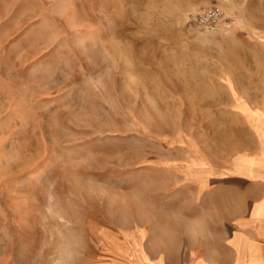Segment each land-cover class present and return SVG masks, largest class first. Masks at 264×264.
<instances>
[{
	"label": "rangeland",
	"instance_id": "rangeland-1",
	"mask_svg": "<svg viewBox=\"0 0 264 264\" xmlns=\"http://www.w3.org/2000/svg\"><path fill=\"white\" fill-rule=\"evenodd\" d=\"M261 136L264 0H0V264H182Z\"/></svg>",
	"mask_w": 264,
	"mask_h": 264
},
{
	"label": "crops",
	"instance_id": "crops-1",
	"mask_svg": "<svg viewBox=\"0 0 264 264\" xmlns=\"http://www.w3.org/2000/svg\"><path fill=\"white\" fill-rule=\"evenodd\" d=\"M227 175L226 194H222L223 188L221 193L219 187L215 190L220 229L213 245L201 248L182 264H264V145L258 140L253 150L239 152ZM144 264L164 263L158 258Z\"/></svg>",
	"mask_w": 264,
	"mask_h": 264
},
{
	"label": "built area",
	"instance_id": "built-area-1",
	"mask_svg": "<svg viewBox=\"0 0 264 264\" xmlns=\"http://www.w3.org/2000/svg\"><path fill=\"white\" fill-rule=\"evenodd\" d=\"M198 20L202 25L213 27L221 21H224V17L219 9H210L201 12Z\"/></svg>",
	"mask_w": 264,
	"mask_h": 264
}]
</instances>
